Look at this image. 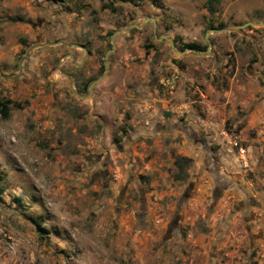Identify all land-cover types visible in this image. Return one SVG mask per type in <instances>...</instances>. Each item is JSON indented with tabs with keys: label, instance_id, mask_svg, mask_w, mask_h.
Here are the masks:
<instances>
[{
	"label": "rangeland",
	"instance_id": "obj_1",
	"mask_svg": "<svg viewBox=\"0 0 264 264\" xmlns=\"http://www.w3.org/2000/svg\"><path fill=\"white\" fill-rule=\"evenodd\" d=\"M206 1L0 0V264H264V0Z\"/></svg>",
	"mask_w": 264,
	"mask_h": 264
},
{
	"label": "trees",
	"instance_id": "obj_2",
	"mask_svg": "<svg viewBox=\"0 0 264 264\" xmlns=\"http://www.w3.org/2000/svg\"><path fill=\"white\" fill-rule=\"evenodd\" d=\"M122 1H134V0H122ZM206 2H207L206 3L207 9L209 10V12L210 13L214 12L215 5L217 4L218 0H207ZM103 7L106 8L107 6L105 5ZM185 46H186V48L193 49V50L199 49V46L195 43H188ZM0 113H1V116L3 118H8V108L5 104L0 103ZM181 163H182V161L177 162V164H181ZM30 219H31V222L34 225V228L38 234L41 235L43 233H46L45 230L43 229L40 221L32 219V218H30Z\"/></svg>",
	"mask_w": 264,
	"mask_h": 264
},
{
	"label": "flooded vegetation",
	"instance_id": "obj_3",
	"mask_svg": "<svg viewBox=\"0 0 264 264\" xmlns=\"http://www.w3.org/2000/svg\"><path fill=\"white\" fill-rule=\"evenodd\" d=\"M80 47V46H79ZM82 47V46H81ZM83 48V47H82Z\"/></svg>",
	"mask_w": 264,
	"mask_h": 264
}]
</instances>
